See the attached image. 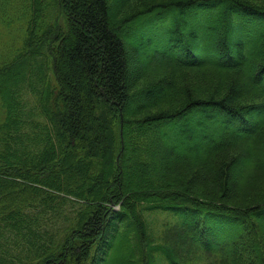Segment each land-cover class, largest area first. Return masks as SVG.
Returning <instances> with one entry per match:
<instances>
[{
    "label": "trees",
    "instance_id": "obj_1",
    "mask_svg": "<svg viewBox=\"0 0 264 264\" xmlns=\"http://www.w3.org/2000/svg\"><path fill=\"white\" fill-rule=\"evenodd\" d=\"M115 1L0 0V264L239 263L238 249L224 251L236 220H264V204L227 192L239 143L221 135L193 155L175 149H194L179 140L194 136L179 120L195 110L201 128L218 118L252 130L249 114L264 107V46L254 66L249 42L264 27V2ZM160 11L177 12L165 38L177 48L151 79L124 28ZM182 68L213 69L210 80L227 83L218 96L184 74L172 96ZM247 74L251 87L241 88ZM154 212L167 215L157 234L145 215ZM200 217L214 227L204 232Z\"/></svg>",
    "mask_w": 264,
    "mask_h": 264
},
{
    "label": "rangeland",
    "instance_id": "obj_2",
    "mask_svg": "<svg viewBox=\"0 0 264 264\" xmlns=\"http://www.w3.org/2000/svg\"><path fill=\"white\" fill-rule=\"evenodd\" d=\"M148 0H141L138 2V5H141L142 2ZM259 4L263 3L262 0H253ZM252 1V2H253ZM118 2H122V0H118ZM145 2V3H147ZM112 3L115 7L117 5V1ZM130 3L124 2L122 8L119 11H112L113 16L117 19V13H123V10L126 8L127 10L130 8ZM143 6V5H142ZM140 7V6H139ZM176 11L173 13H169L166 11H160L156 15L148 16L144 15L139 17L137 20H133L127 24L124 28L125 39L131 45L132 50L134 51V56L137 59L143 60L145 64V72L151 77V79H155L161 75L159 69L156 67V64L161 59V57L168 55L169 52H173L175 48H177V44L175 43V36L172 34L173 41L170 43L166 41V34L170 36L171 27L173 23L177 20ZM217 14V12H216ZM249 19L253 20V18L248 17ZM182 21V19H181ZM261 25H264V21L260 22ZM169 26V27H168ZM16 29V25L13 26L12 30ZM4 30H8L6 26L0 25V34L4 35ZM211 34L214 35V39H217L214 43H210V47L212 52H215L216 55H219L220 52L223 50L221 42L219 43L217 35V31H211ZM15 32V31H14ZM170 43V44H169ZM169 44V45H168ZM229 49L232 50L235 56L239 57V47L235 45L233 41L229 44ZM264 46V27L261 30H258V34L254 36L249 42V63H254V66H259L262 64L259 60H254V52ZM172 47V49H170ZM264 49V47H263ZM248 51V52H249ZM254 60V61H253ZM151 67L152 69L150 70ZM213 69H205L204 73L199 74V71L196 69L191 68H182L173 79V83L169 85L171 90V95L177 96L179 93V82L185 74L187 76V83L186 85L194 87V89L198 91H203L207 93V91H213L216 89L218 90V96L221 95L220 89L223 85H226L227 80H210L211 76L213 75ZM230 74H235L234 72H228ZM252 75H243L246 81H243L244 84L240 86L244 88H250V82ZM165 78V77H164ZM167 82V81H166ZM176 84V86H174ZM205 96V95H203ZM33 98H31V103ZM210 110V108H208ZM253 114H249L251 119H255L253 124H250L249 128L252 130H242L238 128L237 122H225L221 119H218L214 122H209L208 124L198 125L196 120L205 113L200 110H195L192 113L186 115V117L179 120V125L181 127H187L190 125L193 137L192 139H187L183 134L179 136V140L181 142L187 143H194L192 145L194 149H185L181 147V145H177L175 152L178 156L181 155H193L200 150H195L197 147L202 146H210V141H215V138H219V136L223 135V138L228 137L233 139L235 143L238 144L237 150V157L235 159L234 166L231 170V182L230 189L227 188V192L233 190L235 194H239L246 200H248V204H255V205H263L264 204V146H258V143L261 139V134L264 132V107L258 113L252 112ZM191 116H194L193 118ZM222 118V115H219ZM256 117V118H254ZM188 119V120H187ZM185 120L186 123H185ZM221 120V121H220ZM202 133H206V138L202 137ZM260 135V137H259ZM241 136L243 139H239V142H236L237 137ZM214 138V139H211ZM183 149V150H182ZM213 188L206 187V191H211ZM229 190V191H228ZM248 204H244L245 207H248ZM191 207V206H189ZM197 207V206H196ZM205 211V210H204ZM148 219V224L150 225V232L153 234L159 233L161 229V223L164 219L167 218L165 213L154 212V213H146L145 214ZM209 215V214H207ZM264 218V217H262ZM251 221L252 226L246 221L236 220L237 230L231 232L233 234L235 240L224 246V251L228 253L235 254L232 255L236 261L239 263L236 264H245L246 261L249 264H263L264 263V220L263 221ZM253 221V223H252ZM200 226L202 225V229L204 232L209 231L214 226L209 225L208 219L203 221V218L200 217L199 221L197 222ZM193 226L196 224L195 222L192 223ZM208 226V228L206 227ZM255 229H254V228ZM217 239L219 238L220 234L215 235ZM214 238L212 235L210 238ZM226 238V237H225ZM227 239V238H226ZM229 239V238H228ZM226 241V240H225ZM240 247L242 248L240 250ZM227 248V249H226ZM255 250V252H253ZM244 256V258H242ZM191 256L190 258H192ZM189 261L192 262L193 259ZM192 264H210L209 259L207 258H200L196 259Z\"/></svg>",
    "mask_w": 264,
    "mask_h": 264
}]
</instances>
